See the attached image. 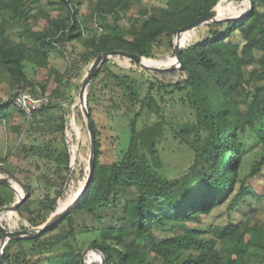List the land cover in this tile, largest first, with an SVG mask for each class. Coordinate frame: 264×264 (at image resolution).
I'll return each mask as SVG.
<instances>
[{"label": "trees", "instance_id": "1", "mask_svg": "<svg viewBox=\"0 0 264 264\" xmlns=\"http://www.w3.org/2000/svg\"><path fill=\"white\" fill-rule=\"evenodd\" d=\"M46 2L52 7L50 11L40 7L42 0H0V70L8 74L10 89L16 90L9 101L0 102V126L13 117V98L18 91L48 95V81L29 77L26 63L48 68L49 75L55 74L57 87L66 72L51 67L50 54L58 50L64 55L67 44L75 41L84 46L81 59L85 63H94L101 54L114 50L139 55L145 61L168 63L176 59L173 39L183 26L220 8L225 9L224 16L232 17L244 14L236 12L249 6L248 0H166L160 6L144 5V0H91V8L84 15L83 0ZM252 2L254 10L241 19L201 23L187 31L182 62L152 68L156 76L167 77L169 82L149 80L144 95V86L135 78L110 69V59L101 65L87 89L96 133L95 169L87 191L57 226L37 237L7 239L2 253L4 232L0 227V264H82L95 251L103 254L107 264H264V222L252 223L250 217L234 221L231 217L239 209L252 210L253 199L257 204L264 200L252 182L264 171V155L241 176L247 152L242 134L254 133L264 149V0ZM134 8L129 23L120 24ZM40 18L45 26L35 29L32 22ZM89 21L101 23V31L85 35ZM16 27L22 32L14 41L11 31ZM197 31L201 33L194 39ZM238 37L241 44L234 42ZM165 51L171 55L163 56ZM105 71L108 75L103 78ZM101 80H107L104 86L109 88L105 118L125 120L129 132L128 145L109 163L101 160L92 104L104 94V89L98 88ZM166 86L173 89L171 92L182 93L180 100L193 116L177 130L191 148L193 161L176 178L165 173L158 148L164 133L158 97L164 99ZM81 89L82 85L78 98ZM54 106L50 98L34 113L32 129L22 142L36 179L45 185L43 199L31 200L34 189L16 177L8 164L9 153L0 155V178H15L24 189L23 198L27 195L16 210L0 212L6 230L45 224L48 211L58 210L59 200L62 206L75 198L66 194V182L74 174L70 149L74 134H67L66 117L60 115L54 124L63 141L67 139L62 148L54 140L42 146L35 136L47 130V126L34 123L36 117L50 118ZM78 109L85 120L81 104ZM145 113L157 115L158 120L140 123ZM131 188L136 189V197L120 203L119 194ZM17 197V190L0 184V210L15 204ZM225 204L230 218L227 223L204 225V217ZM76 214L89 215L92 220L82 229L92 238L89 248L94 251L88 255L78 241ZM21 219L30 227H19ZM65 223L68 230L57 232ZM85 264L103 263L99 259Z\"/></svg>", "mask_w": 264, "mask_h": 264}, {"label": "rangeland", "instance_id": "2", "mask_svg": "<svg viewBox=\"0 0 264 264\" xmlns=\"http://www.w3.org/2000/svg\"><path fill=\"white\" fill-rule=\"evenodd\" d=\"M166 0H144V5L147 6H160L164 5ZM40 7L50 11L52 9L51 5L42 0ZM91 8V0H83V7L81 12L86 15L88 14ZM249 9V6L245 7L241 11L236 13H245ZM37 11V9H35ZM136 8L132 9L129 13L124 15V19H120L119 23L125 25L129 23L130 15L132 12H135ZM226 14L225 9H218L213 19L221 18ZM110 23H112V18L109 17ZM32 25L35 29H42L45 26V20L40 18L38 22H32ZM101 23L96 21H89L88 25L84 30L85 35L97 34L101 31ZM223 29V28H219ZM22 32V29L19 27L14 28L11 31V39L17 41L19 34ZM200 31L195 33L194 39L198 38ZM186 33H184L183 38L180 41H184ZM179 37V36H177ZM177 37H174V41L177 42ZM234 41V40H233ZM235 43H242L241 37H238L234 41ZM85 51L82 43L75 41L73 43L67 44L64 48V55H61L58 50H54L50 54V65L55 70L59 72H66L64 80L59 87H57L55 74L49 75L48 68L38 69L32 64L26 63V69L28 71L29 77L34 78L40 81H48V90L47 94L50 95L52 104L55 105L54 109H50V118L47 117L45 120L42 119L41 115H38L34 121L40 126H47L42 134L35 135L38 137L37 141L42 146L48 144L50 140H54L59 148H62L64 143L62 134L58 132L54 126L55 122L59 119L60 115L66 117V123L68 124L67 134L71 136L74 134V139L71 142L70 149L72 152V169L73 176L70 175L69 179L66 182L67 192L78 197L85 186L86 176L89 175L90 159H91V140L88 130L87 121L83 120L79 115L78 107L81 104V98H78V91L80 86L84 83L93 62L85 63L81 59V54ZM165 57L171 55V51H165L163 53ZM171 58V57H170ZM110 59V69L117 73H128L141 85L144 86L143 95L146 92L149 80L156 81L157 79L163 81L164 83L169 82V78L162 77L160 75H155L152 69H146L138 66L137 64L131 63L127 58L121 57H111ZM150 66L160 65L163 62H156L154 60L147 61ZM171 62V61H170ZM252 66H248V69H252ZM60 73V75L62 74ZM107 71L102 74L103 78H106ZM8 74L5 71L0 70V102H7L14 95L16 90L12 91L7 82ZM107 80H101L98 88L104 89V94H100L97 97V101L92 103L94 107V115L97 121L99 128V141L101 145V160L103 162H112L121 152V150L128 145L129 142V132L127 128V122L123 119H108L105 118L107 114L106 103L107 97L109 94V88L104 86V83ZM146 88V89H145ZM173 89L171 87L163 88L164 99L158 97L159 102L162 107V120L164 122V133L162 139L159 143V156L162 161V166L165 173L170 178H176L185 173L187 168L191 165L193 161V152L189 148L185 141L184 135L177 133V130H180L182 127H185L190 121L193 120L189 108L184 104L180 97L182 93L179 91L171 92ZM109 98V97H108ZM14 114L13 117L3 123L0 126V155H5L9 153L8 164L11 165L12 170L16 177L21 179L22 183L25 185H30L34 190L31 195V200L43 199L46 188L42 181H39L35 177V167L30 159L26 157V153L23 150L22 142L25 139V134L28 132L31 127V121L27 120L25 116L20 112L21 110L16 107L13 102ZM20 110V111H19ZM53 115V117L51 116ZM54 118V121L52 118ZM140 123L152 124L158 120L157 115L153 113H145L144 117L140 119ZM53 121V122H52ZM50 122V123H49ZM17 126L19 129L12 128ZM71 134V135H70ZM34 136V137H35ZM242 141L246 144V155L243 160L241 176L244 177L251 169L252 165L260 160V157L264 155V149L261 144L258 142L257 137L254 133L246 132L242 134ZM264 169V168H263ZM253 185L258 188L260 193L264 194V171L257 175L253 179ZM7 185L10 188L17 190L18 195L23 198L24 189L19 184L15 178H8ZM137 192L135 188H131L125 193L119 194V201L123 203L127 198L136 197ZM19 198V197H17ZM254 208L239 209L234 211L231 214V217L234 221H239L250 217L252 223L254 222H264V200L262 203H258L253 199ZM59 208L55 212L48 211V223L55 215L59 214L63 208L67 207V203L60 206V200L58 201ZM250 209V210H249ZM252 211V212H251ZM229 213L226 209V204L215 209L211 214L204 217V225L209 224H225L229 220ZM75 228L78 232V241L81 247L84 249V252L88 253L94 251V249L89 248V244L92 240L91 237H88L85 233L82 232V229L87 224L91 223V218L86 214H76L74 217ZM61 222V221H60ZM93 223V222H92ZM59 224V223H58ZM57 224V225H58ZM56 225V226H57ZM30 227V224L27 220L21 219L19 222V227ZM69 226L65 223L57 232L67 231ZM31 230V229H26ZM32 231V230H31ZM30 231V232H31ZM159 236H165V233L157 232ZM255 254L254 251L252 255ZM86 255V256H87ZM101 258V255L97 252H92L86 258V261L98 260Z\"/></svg>", "mask_w": 264, "mask_h": 264}, {"label": "water", "instance_id": "3", "mask_svg": "<svg viewBox=\"0 0 264 264\" xmlns=\"http://www.w3.org/2000/svg\"><path fill=\"white\" fill-rule=\"evenodd\" d=\"M249 3V9L247 12H245L244 14L241 15H235L232 17H227V16H222L221 18H217V19H213L212 16H214V14L216 13V11L207 13L205 15H202L198 18H196L195 20H193L191 23H189L188 25L183 26L181 29L178 30V33L176 35L179 36L177 38V42L173 40L174 42V50L176 53V59L174 62L169 63L168 65L165 66H172L175 64H180L182 62V58H181V53L183 50V45L182 41L180 43L179 40H181L183 38V35L185 32L189 31L190 29L196 27L197 25L201 24V23H206V22H216V21H221V20H238L241 19L245 16H247L248 14H250L253 10H254V4L252 2V0H248ZM123 57V58H128L130 59L132 62L137 63L142 65L144 68L146 69H159L160 66H148L145 65L143 63V58L139 55L133 54V53H128L126 51L123 50H114L112 52L109 53H104L101 54L96 61L93 63L84 83L82 84V89H81V105H82V109L85 115V120L87 121V125H88V130H89V135H90V140H91V159H90V167H89V176L88 179L86 180L84 189L82 191V193L74 198V200L67 205V207L63 208L62 211L55 215L48 223L36 226L34 228H32L30 231L29 230H15V231H9L6 230L3 225L0 222V227L2 228L3 232H4V236L2 239V246H1V253L3 251L4 248V243L7 239H17V238H33V237H37L38 235H40L41 233L55 227L58 223H60V221H62L65 216L67 215V213L69 212V210L81 199V197L84 195V193L87 191L89 184L92 180L93 174H94V169H95V161H96V133H95V128H94V124L92 121V117L88 108V100H87V89L88 86L92 80V78L95 76V74L97 73V71L100 69L101 65L107 61L109 58L111 57ZM0 184H5V185H9L8 183V178H0ZM27 197V195H26ZM26 197L22 198L20 197L18 199V201L10 206H6L4 207L2 210H0V212H2L3 210H16L26 199ZM97 253H99L101 255L100 260L102 261L103 264H107V260L105 259V257L103 256V254L100 251H95ZM86 259L82 260V264H85Z\"/></svg>", "mask_w": 264, "mask_h": 264}, {"label": "built area", "instance_id": "4", "mask_svg": "<svg viewBox=\"0 0 264 264\" xmlns=\"http://www.w3.org/2000/svg\"><path fill=\"white\" fill-rule=\"evenodd\" d=\"M50 101L49 95H35L29 90H20L13 98V102L20 109L27 120L34 119V113L47 105Z\"/></svg>", "mask_w": 264, "mask_h": 264}, {"label": "bare ground", "instance_id": "5", "mask_svg": "<svg viewBox=\"0 0 264 264\" xmlns=\"http://www.w3.org/2000/svg\"><path fill=\"white\" fill-rule=\"evenodd\" d=\"M186 33V32H185ZM184 42V41H183ZM175 61V59L173 60V61H171V62H168V63H163V64H161V66H165V65H168L169 63H172V62H174ZM143 63L145 64V65H148V66H150L149 65V63L147 62V61H145V60H143Z\"/></svg>", "mask_w": 264, "mask_h": 264}]
</instances>
